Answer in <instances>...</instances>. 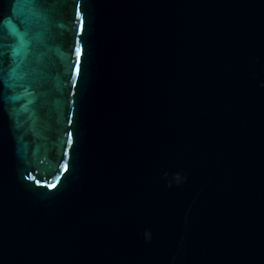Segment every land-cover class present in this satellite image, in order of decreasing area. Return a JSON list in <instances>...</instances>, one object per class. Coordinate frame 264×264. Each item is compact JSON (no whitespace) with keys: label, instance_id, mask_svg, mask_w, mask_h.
<instances>
[{"label":"water","instance_id":"water-1","mask_svg":"<svg viewBox=\"0 0 264 264\" xmlns=\"http://www.w3.org/2000/svg\"><path fill=\"white\" fill-rule=\"evenodd\" d=\"M0 264H264V0H0Z\"/></svg>","mask_w":264,"mask_h":264}]
</instances>
